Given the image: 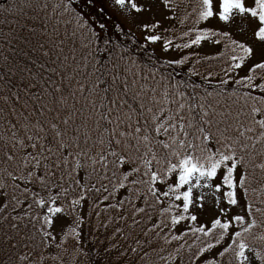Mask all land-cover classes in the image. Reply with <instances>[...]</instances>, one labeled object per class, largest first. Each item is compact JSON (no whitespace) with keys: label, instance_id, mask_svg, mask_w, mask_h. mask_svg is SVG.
<instances>
[{"label":"snow or ice","instance_id":"1","mask_svg":"<svg viewBox=\"0 0 264 264\" xmlns=\"http://www.w3.org/2000/svg\"><path fill=\"white\" fill-rule=\"evenodd\" d=\"M0 264H264V0H0Z\"/></svg>","mask_w":264,"mask_h":264}]
</instances>
